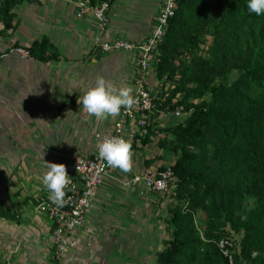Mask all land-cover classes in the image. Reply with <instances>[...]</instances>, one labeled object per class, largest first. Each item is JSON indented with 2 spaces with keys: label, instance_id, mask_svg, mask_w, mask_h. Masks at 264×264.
Returning a JSON list of instances; mask_svg holds the SVG:
<instances>
[{
  "label": "trees",
  "instance_id": "obj_1",
  "mask_svg": "<svg viewBox=\"0 0 264 264\" xmlns=\"http://www.w3.org/2000/svg\"><path fill=\"white\" fill-rule=\"evenodd\" d=\"M37 1L0 0V40L18 29L14 10ZM85 1L95 7L117 0ZM207 36L213 38L205 51L208 57L199 56ZM13 47L22 48L19 43ZM25 49L43 64L62 58L47 37ZM186 50L192 57L189 64L180 61ZM152 72L158 84L163 82L162 92H152L159 113L151 119L147 136H136L130 143L133 150L138 143L141 147L152 143L161 112L193 110L183 122L161 130L174 136L159 145L176 157L170 167L177 179L175 199L182 205L169 209L172 237L158 254V263L228 264L217 243L229 236L218 238L216 247L202 254L205 243L195 217L204 208L212 211V231H219L215 220L225 211L231 227L243 234L236 264H264V16L251 13L247 0H177ZM233 72L239 73L235 82ZM176 77L179 80L167 93V84ZM245 196L256 200V207L246 218L237 217L235 211ZM0 218L19 221L18 211L7 210L1 198Z\"/></svg>",
  "mask_w": 264,
  "mask_h": 264
},
{
  "label": "crops",
  "instance_id": "obj_2",
  "mask_svg": "<svg viewBox=\"0 0 264 264\" xmlns=\"http://www.w3.org/2000/svg\"><path fill=\"white\" fill-rule=\"evenodd\" d=\"M77 2L24 3L14 10L17 31L0 40V198L7 210L15 209L19 215L18 222L0 218V264H51L53 223L39 209L49 195L41 182L46 162L59 164L61 155L72 158L67 161L69 172L74 158L94 151L91 142L97 136L112 132L120 114L99 120L77 102L98 77L113 82L117 88L129 86L132 94L136 87L134 55L103 54L96 48V38L142 42L151 34L163 0H117L111 7L110 26L102 33L97 31L92 16L77 17ZM43 37L59 50L60 62L43 64L11 52L16 43L26 48ZM153 81L154 74L150 72L146 81L149 90ZM61 119L70 125H81L79 135L68 133L67 145L58 138ZM44 125L56 129L51 141L46 139L47 145L41 146L32 144L44 140L36 136L44 131ZM29 127L35 134H27ZM142 156V151L138 156L133 154L131 171L109 174L93 199L86 226L77 234L78 248L69 252L61 264H101L98 260L108 264L109 247L104 239L116 235L118 223L113 206L128 201L115 197L123 196L124 188H128L123 186L124 181L135 173L149 171L141 164ZM115 187L120 193L113 191Z\"/></svg>",
  "mask_w": 264,
  "mask_h": 264
},
{
  "label": "built area",
  "instance_id": "obj_3",
  "mask_svg": "<svg viewBox=\"0 0 264 264\" xmlns=\"http://www.w3.org/2000/svg\"><path fill=\"white\" fill-rule=\"evenodd\" d=\"M112 5L103 2L92 7L85 0L77 2V17L92 16L98 32H105L110 26V12ZM177 0H163L158 10L154 28L151 34L142 42L132 43L120 38L104 40L101 36L96 38V48L103 54L125 52L133 54L138 69L136 87L133 96L136 105L131 111L122 110L120 117L114 124L112 132L97 136L95 149L90 154H84L73 159L68 175L71 183L66 193V204L58 207L53 204L49 195L39 205V209L47 214L53 223L54 253L51 264H61L69 252L78 248L77 234L87 223V217L93 205V199L98 190L104 185L111 172L119 169L112 168L106 162L98 158L97 143L105 138L119 136L131 143L136 136L145 138L151 119L159 111L153 100L152 91L146 87V81L158 54L171 19L175 16ZM12 53L29 59L30 55L25 48H12ZM193 110L184 114L180 110L175 112H161V120L179 119L192 114ZM176 176L171 167L164 170H149L135 173L131 178L124 181V186L133 189H143L150 194L164 196L170 193L176 184ZM73 185L75 186L73 189ZM217 247L228 264H236V255L239 247L232 238L221 239Z\"/></svg>",
  "mask_w": 264,
  "mask_h": 264
},
{
  "label": "rangeland",
  "instance_id": "obj_4",
  "mask_svg": "<svg viewBox=\"0 0 264 264\" xmlns=\"http://www.w3.org/2000/svg\"><path fill=\"white\" fill-rule=\"evenodd\" d=\"M212 43L213 38L211 36H207L205 43L201 44L199 50L197 51L198 55L208 57L205 51L212 45ZM189 54V51H184L180 57V61L184 64H189L192 58L189 57ZM151 73L154 74V86H152V89L154 92H156V90L158 92H162L163 82L158 84L156 72ZM178 80L179 78L176 77V79L167 84L165 91L170 93ZM61 111L62 110H60V114L62 113ZM64 117L67 118L66 116ZM173 119L168 118L162 121H160V119L156 129L157 135L152 139V143L147 147H141L140 143H138V149H132V153L134 152L133 154L137 156L139 152H143L142 158L144 159V163L141 164L142 166H145L147 170H159L161 168L170 167L174 164L176 157L168 150V148L164 147L165 149H161V146L159 145L162 139L171 141L174 139L173 135L166 134L161 130L169 128L170 125L174 126V124L177 125V123L183 122L184 117ZM67 122V120L63 121V119H61V123L57 129V131H59V142L61 143V140H64L61 144L64 143L65 145H67V141L69 140L68 133L71 136H75L80 133L81 128L79 123L70 125ZM43 129L44 131L42 133H38L36 136H39V138L41 137L44 140L38 142L36 141L32 144H40L41 146L47 145L48 141H51V137L55 133L56 129L54 126L49 125H44ZM33 132L34 131L31 130V127H29L27 134L33 135L35 134ZM76 140V147H78L79 139ZM93 144L95 145V141L91 142V145ZM146 155L148 156V159L145 158ZM61 156L57 162L68 167L69 163L67 161L70 162V159L72 158L65 159L63 155ZM175 189L176 184L170 193L164 196H157L155 194H150L143 189L139 192H133V188L128 187L124 188L126 191L122 192L123 196L119 195L118 197H115L126 198L128 201L125 203H118L119 205L113 206V209L116 211L114 215L116 217L113 218L118 223L116 225V235L104 239L106 244L108 243L109 247V253L107 254V256H109L107 258L108 264H159L157 256L165 249L164 243L172 237V229L167 224L169 209L182 205L175 199ZM129 190L131 192H128ZM113 191L120 193L116 187ZM255 207L256 200L245 196L244 203L242 207L235 211V216L246 218L249 212ZM211 212V209L209 211L208 209L202 208L196 212L195 217L198 233L205 243L202 251L203 255H205L210 248H215L218 238L222 236H229L234 239L238 245L243 239V234L236 232L227 221L226 216L228 213L225 211L221 213L219 221L215 220V223L219 225V231H212V227L209 224L211 220ZM98 262L102 264L103 260H98Z\"/></svg>",
  "mask_w": 264,
  "mask_h": 264
},
{
  "label": "clouds",
  "instance_id": "obj_5",
  "mask_svg": "<svg viewBox=\"0 0 264 264\" xmlns=\"http://www.w3.org/2000/svg\"><path fill=\"white\" fill-rule=\"evenodd\" d=\"M247 8L257 16H264V0H247ZM133 89L129 86L117 88L113 82L98 77L95 84L88 89L78 104L90 115L99 120L115 117L124 111H131L136 105ZM98 158L108 166L129 172L133 166L131 144L122 137L113 136L97 143ZM47 171L42 176V184L49 192L50 201L58 207L66 204V188L71 183L64 164L46 162ZM73 185V189H74Z\"/></svg>",
  "mask_w": 264,
  "mask_h": 264
},
{
  "label": "water",
  "instance_id": "obj_6",
  "mask_svg": "<svg viewBox=\"0 0 264 264\" xmlns=\"http://www.w3.org/2000/svg\"><path fill=\"white\" fill-rule=\"evenodd\" d=\"M239 78V73L238 72H233L232 75H231V81L232 82H235L237 81Z\"/></svg>",
  "mask_w": 264,
  "mask_h": 264
}]
</instances>
